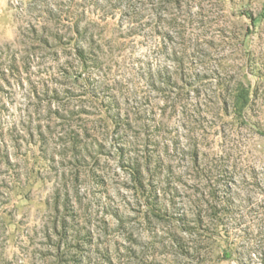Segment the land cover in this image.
Listing matches in <instances>:
<instances>
[{"label": "rangeland", "instance_id": "obj_1", "mask_svg": "<svg viewBox=\"0 0 264 264\" xmlns=\"http://www.w3.org/2000/svg\"><path fill=\"white\" fill-rule=\"evenodd\" d=\"M0 264H264V0H0Z\"/></svg>", "mask_w": 264, "mask_h": 264}, {"label": "trees", "instance_id": "obj_2", "mask_svg": "<svg viewBox=\"0 0 264 264\" xmlns=\"http://www.w3.org/2000/svg\"><path fill=\"white\" fill-rule=\"evenodd\" d=\"M212 193H214V192H212ZM211 196H212V194H211ZM198 216H199V220H202V218L205 217L201 213H199ZM211 216L213 217L214 220H217V219L221 218V214L219 215L218 213H215L213 215L211 214Z\"/></svg>", "mask_w": 264, "mask_h": 264}]
</instances>
